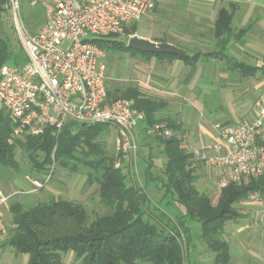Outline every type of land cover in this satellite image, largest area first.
<instances>
[{"label": "trees", "instance_id": "16d2710c", "mask_svg": "<svg viewBox=\"0 0 264 264\" xmlns=\"http://www.w3.org/2000/svg\"><path fill=\"white\" fill-rule=\"evenodd\" d=\"M8 5L9 0H0V23ZM235 9L229 3L219 10L211 30L212 50H190L163 39L160 42L174 44L183 54L143 53L130 48L126 40L116 39L118 34L92 41L112 56L129 52L147 59L167 56L189 64L217 59L242 76L260 72L264 77V66L247 65L229 54V43L235 40L242 44L252 27L233 29ZM136 28L133 24L125 30L130 34ZM11 54V43L0 30V69L4 64L26 63L9 62ZM107 88L109 100L132 99L145 114L139 134L143 144L149 146V153L137 155V161L124 162L120 168L115 166L117 153L107 150L100 140L104 124L69 122L60 131L48 129L39 136L15 137L8 113L0 112V167L22 173L32 181H44L51 173L48 184L56 166L86 174L88 184H98L96 198L106 209L103 214H92L83 202L52 195L26 204L16 195L10 200L11 227L2 245L17 256L28 255V264H195L192 253L197 247L211 253L212 264H232L225 226L244 216L238 206L248 201L253 192L264 195V174L221 188L218 201L213 203L198 188L200 159L182 146L184 126L179 117L159 114L166 102L149 96L134 81L115 84L107 80ZM161 123L172 130V136L147 133ZM151 144L161 147V164ZM23 156L31 165L27 172L20 167ZM134 166L143 171L142 178L134 172ZM70 255L71 262H67Z\"/></svg>", "mask_w": 264, "mask_h": 264}, {"label": "built area", "instance_id": "2783aa9c", "mask_svg": "<svg viewBox=\"0 0 264 264\" xmlns=\"http://www.w3.org/2000/svg\"><path fill=\"white\" fill-rule=\"evenodd\" d=\"M156 1H44L43 24L23 36L28 61L23 65L4 64L0 69V112L8 113L13 135L39 136L48 129L60 131L69 122L110 125L117 132L115 166L120 168L124 162L135 160L140 150L138 128L145 114L132 99H108L105 52L92 40L121 33L126 25L151 11ZM9 6L18 21L19 0H9ZM217 126L215 140L195 154L222 168L218 187L264 174V103L252 117ZM147 133L173 135L164 123ZM50 176L33 181L31 191L44 188ZM21 192L27 190L9 193L0 187V211ZM248 201L259 206L264 217V195L255 191ZM7 233L0 215V240Z\"/></svg>", "mask_w": 264, "mask_h": 264}, {"label": "crops", "instance_id": "0c3cea01", "mask_svg": "<svg viewBox=\"0 0 264 264\" xmlns=\"http://www.w3.org/2000/svg\"><path fill=\"white\" fill-rule=\"evenodd\" d=\"M229 3L234 4L236 8L233 29L238 31L248 25L252 26L242 44L235 40L229 43V54L247 65L264 66V0H201L191 2L189 7L196 10L199 18L212 19L210 25L213 26L219 10ZM196 43L203 47L214 45L212 39L199 38ZM136 60L133 76L124 80L137 82L146 94L166 102L167 106L159 114L179 117L184 126V132L181 134L182 146L194 153L215 140L219 134L217 125L239 123L246 117H252L258 112L259 105L264 103V77L260 72L242 76L239 71L231 69L217 59H200L195 64H189L167 56H152L147 59L138 55ZM138 136L140 150H147L149 153V146L141 141L139 128ZM150 146L153 147V153L157 151L160 154V146ZM200 165L199 190L208 194L211 199L216 196L219 198L221 189L217 180L222 168L202 160ZM60 195L62 194L57 196ZM63 195L66 197L60 198L83 201L79 194L73 191ZM57 196L55 195V198ZM242 204L251 205L255 211V221L264 223L259 206L250 201ZM9 217L12 218L11 213ZM251 227L242 218L230 221L225 226V236L231 234L237 237L239 233L242 238H246ZM248 237L250 240V235ZM22 256V261L28 264L29 256ZM15 257L17 264L18 256ZM69 259H72V255Z\"/></svg>", "mask_w": 264, "mask_h": 264}, {"label": "rangeland", "instance_id": "374dc122", "mask_svg": "<svg viewBox=\"0 0 264 264\" xmlns=\"http://www.w3.org/2000/svg\"><path fill=\"white\" fill-rule=\"evenodd\" d=\"M44 1L47 0H19L18 21L15 18L13 10L8 5V9L0 23V30L4 32V36L11 43L12 57L9 62L17 61L22 63L28 61L23 36L25 33L32 34L36 32L43 24L45 20ZM197 1L201 0H157L154 8L140 20L125 26L132 28V25L136 24L137 28L135 33L130 32V34H127L124 28L116 39H124L127 42L133 36L146 38L151 41L167 39L180 47L190 50L197 48L205 51L212 50L214 48L213 44L203 47L196 43L199 38L207 40L213 39V34L211 33L212 25H210L212 19L199 18L196 10H191L189 7L191 2ZM136 58V55L133 56L129 52L115 54L113 56L109 52L105 53L108 80L115 84L128 82L124 79L133 76V70L138 60ZM103 128L104 130L100 140L107 150L115 154L114 139L117 132L110 125H105ZM147 154V150H139L138 156L142 157ZM154 155L158 156L157 163L161 164L164 157L157 151L154 152ZM19 160L22 172H27L31 168L28 158L23 156ZM135 166L134 172L139 178H142L143 171H140V168H136ZM156 170L158 171L157 168L154 169L155 172ZM199 182L198 187L201 188V183ZM0 187L9 193L14 191L26 192L27 190V193H19V199L26 204L44 201L50 195L55 197V195L62 194L57 197H66L63 194L73 191L77 195L79 194L78 196L82 198L83 203L88 205L92 214L95 212L100 214L106 212V209H104L99 203L98 198H96V190L98 188L96 182L88 184V176L86 174L70 173L67 170L61 169L59 166H56L51 182L43 189L36 191H31L33 181L28 176L25 177L22 173L0 167ZM212 198L213 203L218 201L217 196ZM9 205L10 202L0 211V215L5 220L8 228L11 227ZM238 208L244 215L242 219L246 220L252 227L246 235L247 237L250 235V240L247 237L242 238L239 233L237 237L231 234L225 236L231 245L232 264H264V223L255 221V211L252 210L251 205L240 204ZM243 222L245 223V221ZM6 237L7 235L0 240V264H15V252L10 247L2 245ZM192 255V260L195 264H212L211 253L204 247H197ZM23 259L24 257L19 255L17 264H26L22 261ZM67 260V262H71L69 258Z\"/></svg>", "mask_w": 264, "mask_h": 264}, {"label": "water", "instance_id": "95a60500", "mask_svg": "<svg viewBox=\"0 0 264 264\" xmlns=\"http://www.w3.org/2000/svg\"><path fill=\"white\" fill-rule=\"evenodd\" d=\"M128 46L143 53L181 55L183 52L169 42H155L146 38L133 36L128 41Z\"/></svg>", "mask_w": 264, "mask_h": 264}]
</instances>
